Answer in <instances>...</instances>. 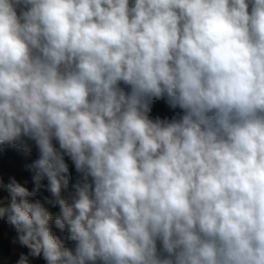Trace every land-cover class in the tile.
I'll return each instance as SVG.
<instances>
[{"label":"clouds","instance_id":"1","mask_svg":"<svg viewBox=\"0 0 264 264\" xmlns=\"http://www.w3.org/2000/svg\"><path fill=\"white\" fill-rule=\"evenodd\" d=\"M0 264H264V0H0Z\"/></svg>","mask_w":264,"mask_h":264}]
</instances>
